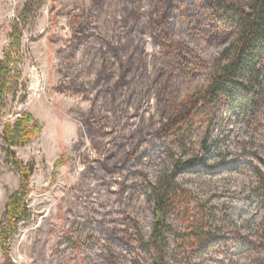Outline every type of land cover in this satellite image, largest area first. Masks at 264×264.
Returning <instances> with one entry per match:
<instances>
[{
	"label": "rangeland",
	"instance_id": "rangeland-1",
	"mask_svg": "<svg viewBox=\"0 0 264 264\" xmlns=\"http://www.w3.org/2000/svg\"><path fill=\"white\" fill-rule=\"evenodd\" d=\"M168 1L34 0L25 12L29 0H0V62L22 32L19 90L0 116V231L20 186L4 126L27 112L43 127L13 148L36 170L29 219L0 264H264V115L251 120L237 96L190 110L238 29L217 21L214 0ZM177 115L188 137L160 136ZM166 179L177 197L158 219L153 188ZM200 229L205 245L187 244Z\"/></svg>",
	"mask_w": 264,
	"mask_h": 264
},
{
	"label": "trees",
	"instance_id": "trees-1",
	"mask_svg": "<svg viewBox=\"0 0 264 264\" xmlns=\"http://www.w3.org/2000/svg\"><path fill=\"white\" fill-rule=\"evenodd\" d=\"M33 2L34 0H29L25 12L32 9ZM211 6L219 23H235L238 39L224 54L228 61L214 77L210 87L195 100L190 101V110L216 111L222 103L237 99L236 101L247 105L251 120L258 119L264 115V0L253 1L248 9L232 4L228 0H214ZM10 38L11 44L3 53L0 62V116L4 109V99L7 95L18 92L22 78L17 70L18 64L22 61L20 57L22 32L18 27L13 29ZM42 129L39 120L27 112L4 126L6 161L20 174L19 189L9 197L5 213L7 221L0 231V246L7 257L9 244L18 232L19 224L29 219L26 201L31 193L30 180L36 170L35 161L20 160L13 148L29 145L41 134ZM191 130L190 118L185 120L181 116H171L160 128L159 135L166 139L174 137L185 139ZM175 185L174 179H166L153 188L155 213L158 219L174 205L177 197ZM165 233V225L158 223L154 242L160 251L165 247ZM207 239L200 229L195 230L186 243L192 247L195 245L202 247ZM4 264H12V261L6 259Z\"/></svg>",
	"mask_w": 264,
	"mask_h": 264
}]
</instances>
